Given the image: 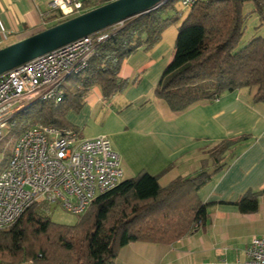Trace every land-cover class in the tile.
Masks as SVG:
<instances>
[{
    "label": "trees",
    "instance_id": "1",
    "mask_svg": "<svg viewBox=\"0 0 264 264\" xmlns=\"http://www.w3.org/2000/svg\"><path fill=\"white\" fill-rule=\"evenodd\" d=\"M83 1L86 7L94 2L93 9L112 2ZM174 1L103 30L109 38L96 47L84 70L68 78L59 104L34 103L16 116L28 126L70 128L66 113L78 111L92 87L98 86L103 99L109 100L136 84L118 77L121 64L139 49L159 43L172 22L164 14ZM246 2L264 22V0H196L177 29L173 56L155 88V99L181 113L225 92L247 88L255 89L254 103H264V38L255 36L238 47ZM243 139L221 142L208 152L196 174L166 187L145 171L123 180L98 197L73 226L52 223L49 208L33 203L11 227L0 230V264H114L128 243H174L191 233L194 225L206 223L211 204L202 203L198 191L224 167V155ZM263 194L264 189L244 194L235 203L238 211L255 213Z\"/></svg>",
    "mask_w": 264,
    "mask_h": 264
},
{
    "label": "crops",
    "instance_id": "2",
    "mask_svg": "<svg viewBox=\"0 0 264 264\" xmlns=\"http://www.w3.org/2000/svg\"><path fill=\"white\" fill-rule=\"evenodd\" d=\"M47 0H0V49L56 24L44 19ZM169 33V34H168ZM177 30L163 32L148 50L139 49L121 64L118 77L136 81L111 99L98 86L83 97L65 122L76 131L105 125L118 154L124 180L141 171L157 177L160 187L197 173L208 152L225 140H238L223 158L224 167L198 191L210 203L206 223L169 245L132 242L122 247L114 264H239L252 238L264 239V194L258 209L241 214L235 203L247 192L264 189V103H254L255 89L225 92L181 113L155 99L154 91L170 63Z\"/></svg>",
    "mask_w": 264,
    "mask_h": 264
},
{
    "label": "built area",
    "instance_id": "3",
    "mask_svg": "<svg viewBox=\"0 0 264 264\" xmlns=\"http://www.w3.org/2000/svg\"><path fill=\"white\" fill-rule=\"evenodd\" d=\"M47 2L41 16L56 23L91 10L83 0ZM195 2L180 4L190 9ZM109 36L108 31H99L0 75V140L7 125H16L15 116L32 104H59L64 83L85 69L96 47ZM123 180L119 156L106 136L83 139L70 128L29 125L16 138L0 172V230L11 227L33 203L47 206L49 214L59 206L81 216ZM239 264H264V239L252 238Z\"/></svg>",
    "mask_w": 264,
    "mask_h": 264
},
{
    "label": "water",
    "instance_id": "4",
    "mask_svg": "<svg viewBox=\"0 0 264 264\" xmlns=\"http://www.w3.org/2000/svg\"><path fill=\"white\" fill-rule=\"evenodd\" d=\"M168 0H116L0 49V75L69 43L145 15Z\"/></svg>",
    "mask_w": 264,
    "mask_h": 264
},
{
    "label": "rangeland",
    "instance_id": "5",
    "mask_svg": "<svg viewBox=\"0 0 264 264\" xmlns=\"http://www.w3.org/2000/svg\"><path fill=\"white\" fill-rule=\"evenodd\" d=\"M94 2H89V8L93 9ZM188 14V9L183 8L179 0L174 1L171 9L167 10L164 14V18L172 20V22L166 27L163 32H171V30L176 31L181 25L182 21ZM242 14L245 17L244 22V32L240 39L238 47L243 46L248 43L253 37L260 36L264 38V22H261L257 13L254 11L253 4L251 2H246L242 6ZM75 18L74 16L69 18ZM169 34V33H168ZM176 35V34H175ZM176 37V36H175ZM171 43L174 47L175 38H171ZM69 84V80L64 83V87ZM16 125L11 127L7 125L3 132V137L0 140V172L6 166L10 154L13 148V145L16 141L18 135L28 127L25 120L22 119V116H16L14 118ZM105 129V125H87L83 130H77V134L80 138L91 139L90 135H95L98 130ZM84 216V215H82ZM82 216H74L66 213L59 206L52 207L50 211V221L57 225L64 226H73L75 225Z\"/></svg>",
    "mask_w": 264,
    "mask_h": 264
}]
</instances>
